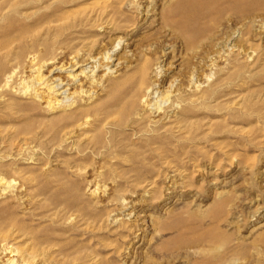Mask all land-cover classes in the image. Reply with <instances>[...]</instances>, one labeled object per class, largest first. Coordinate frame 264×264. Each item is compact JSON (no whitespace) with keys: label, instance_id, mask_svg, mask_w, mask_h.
<instances>
[{"label":"rangeland","instance_id":"1","mask_svg":"<svg viewBox=\"0 0 264 264\" xmlns=\"http://www.w3.org/2000/svg\"><path fill=\"white\" fill-rule=\"evenodd\" d=\"M119 37L74 124L2 87ZM0 178V264H264V0H0Z\"/></svg>","mask_w":264,"mask_h":264},{"label":"bare ground","instance_id":"2","mask_svg":"<svg viewBox=\"0 0 264 264\" xmlns=\"http://www.w3.org/2000/svg\"><path fill=\"white\" fill-rule=\"evenodd\" d=\"M113 44L114 45L111 48L104 50L101 55H99L100 52L97 53V55H95V52L94 54H91L90 52H84L82 54V51L78 50V56L73 57L70 62V70H63L65 65H61L60 67H55L53 70H50V72H53L54 70H58L59 72L65 71L68 74L67 81L61 77H54L51 79L44 74V68L47 65L53 63V59L35 63L37 57H29L30 59L28 68L30 67L29 70L31 72L29 76L24 75V71H22L21 74H18L14 68L11 72L6 74L4 85L2 87H9L10 90L19 92L21 96L35 100V103L43 104V107L46 108V110L50 112H56L58 116H56L54 121L64 122L65 124H74L81 118L82 115H85L90 110L89 108H100L101 104H94V106L91 107L80 106V104H77V101L73 99V94L68 93V91L70 92L71 89L76 88L73 93H76L81 97L88 98V100L92 101L95 99L94 94L96 92L94 89L98 87L106 88V82H109L111 86L114 85V90L118 89L121 85L117 78L118 74L113 75L118 72L119 69L117 70V68L121 65V62L118 61L116 64H114L115 68L113 69H111V66H109L108 63H112L113 65V61L118 60L113 58V56H115V52L119 50L118 47L122 44V38L119 37L116 41H114ZM103 63L107 64L103 65ZM99 68H103L106 72L102 75H98L96 71H98L97 69ZM106 74L109 76L111 74L108 80L103 79ZM198 87L199 85L196 86V89ZM148 92H150L149 87L148 89L146 88V91L142 94V102L146 101L144 98ZM157 93L158 92L156 90L155 94ZM171 94V91H162V93L152 101V108L149 109L154 110L155 112H161L163 109L162 105L170 101V98L172 97L170 96ZM149 107L151 106L149 105ZM4 179L5 178H0V182ZM10 253L13 254V256H21L22 261L21 259L20 261L22 263L32 262L34 258L33 256H30L28 252L26 253L21 251L18 247L10 246ZM7 261V264H19L18 259L15 257Z\"/></svg>","mask_w":264,"mask_h":264}]
</instances>
